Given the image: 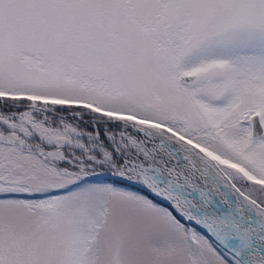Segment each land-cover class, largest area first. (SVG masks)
Here are the masks:
<instances>
[{
    "label": "snow or ice",
    "instance_id": "snow-or-ice-1",
    "mask_svg": "<svg viewBox=\"0 0 264 264\" xmlns=\"http://www.w3.org/2000/svg\"><path fill=\"white\" fill-rule=\"evenodd\" d=\"M0 264H264V0H0Z\"/></svg>",
    "mask_w": 264,
    "mask_h": 264
}]
</instances>
